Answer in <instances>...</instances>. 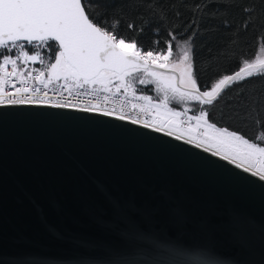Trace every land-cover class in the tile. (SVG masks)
<instances>
[{"label": "water", "instance_id": "95a60500", "mask_svg": "<svg viewBox=\"0 0 264 264\" xmlns=\"http://www.w3.org/2000/svg\"><path fill=\"white\" fill-rule=\"evenodd\" d=\"M0 264H264V181L127 120L0 106Z\"/></svg>", "mask_w": 264, "mask_h": 264}, {"label": "snow or ice", "instance_id": "6c2138e0", "mask_svg": "<svg viewBox=\"0 0 264 264\" xmlns=\"http://www.w3.org/2000/svg\"><path fill=\"white\" fill-rule=\"evenodd\" d=\"M132 2L122 0L117 12L107 11L105 0H0V106L70 108L127 120L192 144L264 181V91L252 101L249 115H254L261 134L251 140L210 122L209 110L203 107L217 103L226 88L264 76V58L243 59L238 71L216 73L218 82L201 90L190 46L196 32L177 45L181 54L175 62L173 30L167 32L165 52L155 47L160 41L145 50L135 37L119 30L123 7ZM144 4L158 35L165 23L155 11L160 5L153 7L152 0ZM243 12L247 29L255 23L247 18L254 16V9L246 6ZM260 27L264 29V19ZM127 28L143 32L134 22ZM37 63L40 68L31 67ZM148 84L155 85V99L137 95V85ZM189 101L201 105L198 114L170 106Z\"/></svg>", "mask_w": 264, "mask_h": 264}, {"label": "trees", "instance_id": "16d2710c", "mask_svg": "<svg viewBox=\"0 0 264 264\" xmlns=\"http://www.w3.org/2000/svg\"><path fill=\"white\" fill-rule=\"evenodd\" d=\"M105 3L109 6L107 11L113 8L117 12L121 11L118 5L122 0H105ZM157 4L160 6L155 7ZM197 4L200 9H196ZM152 6L160 16L165 17L158 35L154 33L157 24L150 20L144 0H133L124 5L120 32L135 37L145 50H151L153 42L160 41L155 47L165 52L167 46L164 41L169 39L168 30L175 31L177 36L176 41H173V51L177 42L187 39L195 31L190 46L201 90H204L205 84L218 82L216 73H234L243 66V59L251 60L259 48H264V29L260 27L264 19L261 17L264 0H152ZM246 6L254 9V16L247 18L255 19V23L247 29L243 27L246 19L243 8ZM177 12L179 17L175 15ZM193 20L196 21L195 25L189 27ZM129 22H134L138 28L142 27L143 32L129 30ZM35 65L41 67L38 63ZM262 91L264 76L253 77L226 88L217 103L203 107L209 110L210 122L216 123L218 127L226 126L251 140L261 134L254 115L249 113L252 111V101L259 98ZM200 108L201 105L194 102L195 111L199 112Z\"/></svg>", "mask_w": 264, "mask_h": 264}, {"label": "rangeland", "instance_id": "374dc122", "mask_svg": "<svg viewBox=\"0 0 264 264\" xmlns=\"http://www.w3.org/2000/svg\"><path fill=\"white\" fill-rule=\"evenodd\" d=\"M180 44V42H177V45ZM176 45V49L173 51V57L172 61L175 62L176 60L179 59L180 54H181V49ZM257 57L264 58V48H259L257 54L251 58L250 61L255 60ZM138 91L137 95H150L154 99L157 97V92L155 90V85L154 84H148V85H137ZM144 89V92H141V90ZM194 102L195 101H189L185 104H181L177 106L175 103L170 105L171 107L176 108V110H183V108L187 107L191 109V111L188 112V115H193V114H198V112L195 111L194 109Z\"/></svg>", "mask_w": 264, "mask_h": 264}, {"label": "built area", "instance_id": "2783aa9c", "mask_svg": "<svg viewBox=\"0 0 264 264\" xmlns=\"http://www.w3.org/2000/svg\"><path fill=\"white\" fill-rule=\"evenodd\" d=\"M31 67H36V68H38L36 65H31ZM50 95H51V93H49ZM65 95H67V94H65ZM34 106V105H33ZM64 109H70V108H64ZM71 110H74V109H71ZM140 125V124H139Z\"/></svg>", "mask_w": 264, "mask_h": 264}]
</instances>
